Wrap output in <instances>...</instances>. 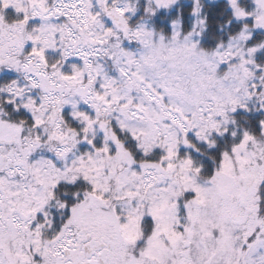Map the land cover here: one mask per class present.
Instances as JSON below:
<instances>
[{"label": "snow or ice", "instance_id": "obj_1", "mask_svg": "<svg viewBox=\"0 0 264 264\" xmlns=\"http://www.w3.org/2000/svg\"><path fill=\"white\" fill-rule=\"evenodd\" d=\"M0 264H264V0H0Z\"/></svg>", "mask_w": 264, "mask_h": 264}]
</instances>
